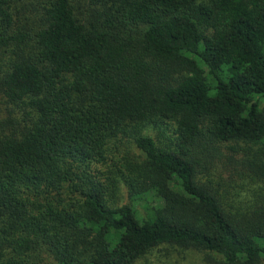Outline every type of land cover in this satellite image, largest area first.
I'll use <instances>...</instances> for the list:
<instances>
[{
    "label": "trees",
    "instance_id": "trees-1",
    "mask_svg": "<svg viewBox=\"0 0 264 264\" xmlns=\"http://www.w3.org/2000/svg\"><path fill=\"white\" fill-rule=\"evenodd\" d=\"M0 104V264H264V0H0Z\"/></svg>",
    "mask_w": 264,
    "mask_h": 264
},
{
    "label": "rangeland",
    "instance_id": "rangeland-1",
    "mask_svg": "<svg viewBox=\"0 0 264 264\" xmlns=\"http://www.w3.org/2000/svg\"><path fill=\"white\" fill-rule=\"evenodd\" d=\"M6 110L3 105L0 104V119L1 118H6ZM172 129V127H170ZM157 130H152V133H156ZM119 197L121 199L118 200H127V193L126 190H122V192L119 194ZM165 254V252H162ZM159 257L162 259L160 261H157L155 257H152L151 259L155 262L156 264H207L204 260L203 254L199 253L197 251H186V252H178V251H173L171 255H161L159 253Z\"/></svg>",
    "mask_w": 264,
    "mask_h": 264
}]
</instances>
